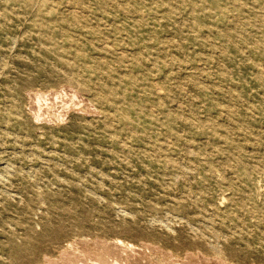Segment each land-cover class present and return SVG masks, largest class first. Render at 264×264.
<instances>
[{
  "label": "rangeland",
  "instance_id": "374dc122",
  "mask_svg": "<svg viewBox=\"0 0 264 264\" xmlns=\"http://www.w3.org/2000/svg\"><path fill=\"white\" fill-rule=\"evenodd\" d=\"M0 264H264V0H0Z\"/></svg>",
  "mask_w": 264,
  "mask_h": 264
},
{
  "label": "bare ground",
  "instance_id": "6f19581e",
  "mask_svg": "<svg viewBox=\"0 0 264 264\" xmlns=\"http://www.w3.org/2000/svg\"><path fill=\"white\" fill-rule=\"evenodd\" d=\"M66 93H67V92H66ZM37 96H38V95H37ZM57 96L60 97V95H56V97H57ZM42 99H43V100H47V98H45V99L42 98ZM37 100H38V101H41V97L39 96ZM37 100H36V101H37ZM38 101H37V102H38Z\"/></svg>",
  "mask_w": 264,
  "mask_h": 264
}]
</instances>
